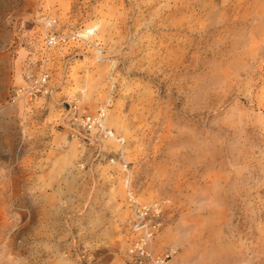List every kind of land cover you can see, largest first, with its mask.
<instances>
[{
  "label": "rangeland",
  "instance_id": "1",
  "mask_svg": "<svg viewBox=\"0 0 264 264\" xmlns=\"http://www.w3.org/2000/svg\"><path fill=\"white\" fill-rule=\"evenodd\" d=\"M0 264H264V0H0Z\"/></svg>",
  "mask_w": 264,
  "mask_h": 264
},
{
  "label": "built area",
  "instance_id": "2",
  "mask_svg": "<svg viewBox=\"0 0 264 264\" xmlns=\"http://www.w3.org/2000/svg\"><path fill=\"white\" fill-rule=\"evenodd\" d=\"M48 20L49 19H47V21ZM52 24L56 27L57 22L54 20V22ZM49 27H51V26H49ZM51 30L52 29L49 28L48 35H47V38H46L47 45H49V46H52V45L56 44L57 41H58V37L55 34H53L51 32ZM47 80H48V76H47V74H44V76L41 79V83L44 84V83L47 82ZM101 116H103V111L101 109H99L95 114H85L83 111H81L76 106L74 108V112H73V119H74V121L77 122L80 125L87 126L89 128H93V126L100 128V125H98L99 124V120H98L97 117H101ZM106 134L107 133L105 132V135Z\"/></svg>",
  "mask_w": 264,
  "mask_h": 264
},
{
  "label": "bare ground",
  "instance_id": "3",
  "mask_svg": "<svg viewBox=\"0 0 264 264\" xmlns=\"http://www.w3.org/2000/svg\"><path fill=\"white\" fill-rule=\"evenodd\" d=\"M44 22H45V27L47 26V29L49 30V28H51V29H53L55 26L52 24L53 22H54V19H51V18H49V20L47 21V19H44L43 20ZM51 26V27H49V26ZM54 26V27H53ZM95 29L94 28H91V29H88L87 31H86V33L83 35V37H86V38H88V39H90V38H92L94 35H95ZM48 35V34H47ZM78 37H80V34H78L77 35ZM56 40V39H55ZM102 111H103V116H101V117H97L98 118V120H99V124L98 125H100V130H103V131H105L107 134H106V139H113L114 137V133L111 131V130H109L107 127H106V120H107V117H108V110H107V107L105 106V107H102V108H100ZM110 121V120H109ZM114 121H116V117L114 116V114L112 115V119H111V122H114ZM97 129H98V127H94L93 126V130L94 131H97ZM65 162V161H64ZM67 164V163H66ZM55 166V165H54ZM70 167V166H69ZM55 168V167H54ZM61 168V167H60ZM66 169V168H65ZM62 173V172H61ZM65 173V172H64ZM63 173V174H64ZM53 175V174H52ZM53 177H54V175H53ZM129 194H130V196L132 197V198H134L135 199V197H134V194H133V192L132 191H130L129 192ZM137 200V199H136ZM144 229L147 231V230H149V228L148 227H144ZM143 229V230H144ZM150 231V230H149ZM148 236V237H147ZM147 236L145 237L144 236V238H145V241L147 242V240H148V238H151L152 239V235H151V233H149V234H147Z\"/></svg>",
  "mask_w": 264,
  "mask_h": 264
}]
</instances>
